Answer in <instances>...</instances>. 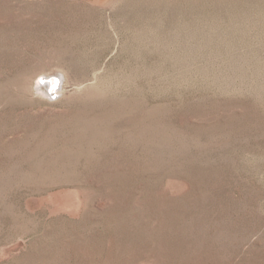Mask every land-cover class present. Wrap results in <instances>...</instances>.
<instances>
[{"label":"rangeland","instance_id":"rangeland-1","mask_svg":"<svg viewBox=\"0 0 264 264\" xmlns=\"http://www.w3.org/2000/svg\"><path fill=\"white\" fill-rule=\"evenodd\" d=\"M0 264H264V0H0Z\"/></svg>","mask_w":264,"mask_h":264},{"label":"bare ground","instance_id":"bare-ground-1","mask_svg":"<svg viewBox=\"0 0 264 264\" xmlns=\"http://www.w3.org/2000/svg\"><path fill=\"white\" fill-rule=\"evenodd\" d=\"M55 73H53V74H55L57 76H58V74H60L58 72H55ZM47 78H48V75H45V77L43 76L42 78H40V80L36 84V88L40 89V90H42L44 92L45 91L49 92V93L51 92V94H52V93L56 92L58 79L57 78H53L51 80L50 79L47 80ZM51 82H52V84H51Z\"/></svg>","mask_w":264,"mask_h":264}]
</instances>
